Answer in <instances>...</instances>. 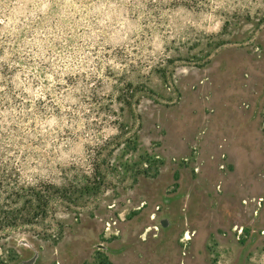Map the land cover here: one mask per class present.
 <instances>
[{
    "label": "rangeland",
    "instance_id": "rangeland-1",
    "mask_svg": "<svg viewBox=\"0 0 264 264\" xmlns=\"http://www.w3.org/2000/svg\"><path fill=\"white\" fill-rule=\"evenodd\" d=\"M48 185L0 264H264V0H0V209Z\"/></svg>",
    "mask_w": 264,
    "mask_h": 264
},
{
    "label": "trees",
    "instance_id": "trees-1",
    "mask_svg": "<svg viewBox=\"0 0 264 264\" xmlns=\"http://www.w3.org/2000/svg\"><path fill=\"white\" fill-rule=\"evenodd\" d=\"M43 186H20L15 191L14 195L18 199L20 196H23L25 193L29 194V197L27 199V203L23 205L22 209L15 208V209H0L1 213H4L5 215V223L9 224L11 221H8L9 217H14V219H25L27 221H30V219L37 217L39 213L45 212V208L47 205V201L49 200L51 194L58 193L59 187H56L54 185H48L46 188ZM26 189V192H24ZM17 199L14 201L16 203ZM28 210V215H24L22 213L23 210ZM9 216V217H8ZM4 222V221H3ZM1 222V223H3Z\"/></svg>",
    "mask_w": 264,
    "mask_h": 264
},
{
    "label": "flooded vegetation",
    "instance_id": "flooded-vegetation-1",
    "mask_svg": "<svg viewBox=\"0 0 264 264\" xmlns=\"http://www.w3.org/2000/svg\"><path fill=\"white\" fill-rule=\"evenodd\" d=\"M186 234H187V237H185V238H186V240H188V239H191V234H190V232H189V231H187V232H186Z\"/></svg>",
    "mask_w": 264,
    "mask_h": 264
}]
</instances>
